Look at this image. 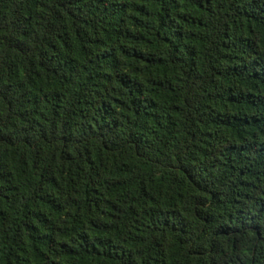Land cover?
Returning <instances> with one entry per match:
<instances>
[{
	"label": "trees",
	"instance_id": "1",
	"mask_svg": "<svg viewBox=\"0 0 264 264\" xmlns=\"http://www.w3.org/2000/svg\"><path fill=\"white\" fill-rule=\"evenodd\" d=\"M0 264H264V0H0Z\"/></svg>",
	"mask_w": 264,
	"mask_h": 264
}]
</instances>
